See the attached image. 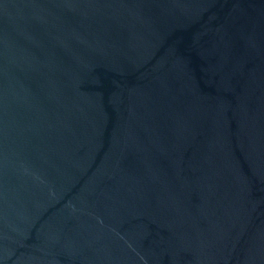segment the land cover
Listing matches in <instances>:
<instances>
[{
	"label": "water",
	"instance_id": "95a60500",
	"mask_svg": "<svg viewBox=\"0 0 264 264\" xmlns=\"http://www.w3.org/2000/svg\"><path fill=\"white\" fill-rule=\"evenodd\" d=\"M0 264H264V0H0Z\"/></svg>",
	"mask_w": 264,
	"mask_h": 264
}]
</instances>
